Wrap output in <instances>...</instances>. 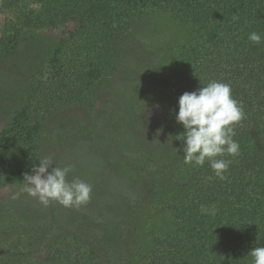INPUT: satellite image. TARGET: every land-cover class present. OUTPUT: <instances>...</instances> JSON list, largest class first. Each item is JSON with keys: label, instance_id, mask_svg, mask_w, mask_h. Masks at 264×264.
<instances>
[{"label": "trees", "instance_id": "obj_1", "mask_svg": "<svg viewBox=\"0 0 264 264\" xmlns=\"http://www.w3.org/2000/svg\"><path fill=\"white\" fill-rule=\"evenodd\" d=\"M11 7L0 34V187L12 185L0 199V264H253L251 250L264 247V39L248 36L264 38V0ZM158 13L181 24L178 41L141 34ZM213 80L231 85L245 114L234 126L239 154L218 157L231 161L224 180L207 161L185 164L176 139L179 97ZM156 103L160 121L149 114ZM79 142L111 177L129 179L134 196L117 219L12 214L14 201L36 200L22 190L24 174L43 156L57 166Z\"/></svg>", "mask_w": 264, "mask_h": 264}, {"label": "clouds", "instance_id": "obj_2", "mask_svg": "<svg viewBox=\"0 0 264 264\" xmlns=\"http://www.w3.org/2000/svg\"><path fill=\"white\" fill-rule=\"evenodd\" d=\"M233 20L238 17L233 16ZM248 39L260 44L264 38L260 33L252 32ZM244 116L243 108L233 98L228 83L213 80L196 91L184 92L178 99L176 114V121L185 129L176 137L184 141V163L203 167L207 161L219 179H226L231 161L218 157L239 154L240 145L233 139L236 135L234 126ZM53 163L51 156H43L38 165L33 166L32 174L25 173L23 192L37 198L44 206L52 201L65 208L88 203L92 186L78 177L69 181L67 177L73 170L71 165L51 167ZM250 255L253 264H264V247H254Z\"/></svg>", "mask_w": 264, "mask_h": 264}, {"label": "rangeland", "instance_id": "obj_3", "mask_svg": "<svg viewBox=\"0 0 264 264\" xmlns=\"http://www.w3.org/2000/svg\"><path fill=\"white\" fill-rule=\"evenodd\" d=\"M11 12V0H0V34L6 19L11 16ZM141 25L143 29L141 34L148 39L160 38L163 42L169 40L170 43H174L183 33L181 24L163 13L146 16ZM149 114L154 120L160 121L162 106L158 103L151 105ZM5 124L6 120L0 118V133ZM67 165H71L73 169L67 177L69 181L78 177L92 186L91 199L88 203L79 207L65 208L52 201L48 206H44L36 198V200H32V207L29 206V201H14L11 213L29 210V208L35 209L36 213L37 209L42 208L50 212L55 211L57 217L61 219H81L86 215L94 219H117L116 207L123 197L131 195L133 192L129 179L127 177H111V171L106 167L103 157L88 152L85 142H79L71 150L65 151L57 166L63 168ZM11 187L12 185L0 187V199L9 193ZM157 215L159 217L155 219H164L165 221L170 219L166 212H159Z\"/></svg>", "mask_w": 264, "mask_h": 264}]
</instances>
